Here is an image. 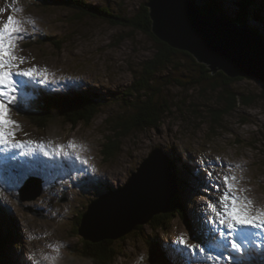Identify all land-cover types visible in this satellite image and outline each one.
I'll use <instances>...</instances> for the list:
<instances>
[{
    "label": "rangeland",
    "instance_id": "obj_1",
    "mask_svg": "<svg viewBox=\"0 0 264 264\" xmlns=\"http://www.w3.org/2000/svg\"><path fill=\"white\" fill-rule=\"evenodd\" d=\"M144 1L147 0H85L88 4L109 7L111 12L127 16L134 15ZM0 8L5 9L2 19L6 20L7 9L20 8L22 12L16 14L18 17L35 20V29L24 24L28 35L19 42L20 47L15 52L26 58L21 68L35 66L48 70L47 82L38 84L50 92L121 94L134 81L142 63L154 53L153 41L137 30L110 26L105 21L87 17L75 19L66 10L41 6L32 0H18L15 4L12 0H0ZM41 35L63 42L60 50L51 44H26L40 40ZM214 83L189 90L175 85L160 86L171 105L179 109L175 108L171 116L165 117L157 129H144L123 138L120 151L108 162L102 154L103 139L108 135L106 119L119 110L115 102L104 106L88 126L72 128L58 121L46 131L32 126L22 116L23 110L21 113L13 110L11 118L21 125L17 139L44 142L50 144L51 150L62 145L69 152L73 150L68 149L67 144L73 142L80 160L75 159V152L72 158L45 157L37 152L35 156L20 155L14 162L5 163V156L12 155L15 150L0 151V221H13L19 238L18 248L8 251L7 261L11 260L13 264H36L37 261L39 264H90L81 254L84 246L81 237L72 233L78 214L84 213L90 201L99 195L124 186L131 173L136 172L140 163L155 149L163 155L175 153V158L173 155L169 158L175 181L184 182L186 186H179L186 191V219H175L171 230L166 232L152 233L145 223L141 225L143 237L133 230L123 249L125 257L119 259L118 264H151L144 240L150 233L168 247L177 248L181 236L193 243L189 231L200 224L199 216L204 225H208L205 216L209 213L205 210L211 211L209 203L219 201L222 193L213 185H222L224 175L236 177L233 182L236 195L253 201V209L264 210V96L260 94L259 83L238 80L230 85L232 91L252 98L253 102L248 107L237 106L233 113L222 118L221 128L212 132L207 128L211 120L207 110L224 106V102H218L220 91L212 90ZM24 93L27 100L35 98ZM38 101L36 96L25 105L26 109ZM193 108H197L196 115L201 116H190L189 110ZM35 168L39 170L33 172ZM209 171L213 173L212 179L208 177ZM31 176L42 179L41 195L34 201L20 202L18 190ZM96 186L109 189L101 191ZM58 245L64 247L55 251ZM175 254L173 251L172 255ZM192 255L199 258L198 253ZM184 259L179 257L178 263L183 264Z\"/></svg>",
    "mask_w": 264,
    "mask_h": 264
},
{
    "label": "trees",
    "instance_id": "obj_2",
    "mask_svg": "<svg viewBox=\"0 0 264 264\" xmlns=\"http://www.w3.org/2000/svg\"><path fill=\"white\" fill-rule=\"evenodd\" d=\"M32 1L41 6L66 10L72 13L75 19L87 17L93 20L105 21L110 26L137 30L154 43L152 57L142 63L138 69V75L134 72L136 75L134 76V81L123 93L113 92L108 93V96L88 91L82 93L71 91L67 94H49L44 92L45 95L39 96V101L33 104L30 110L21 113L39 131H46L52 123H57L58 121H61L63 125L75 128L79 125H90L104 106L115 102L118 104L119 110L106 119L105 123L108 135L103 139L102 154L106 162L114 158L120 151V142L123 138L128 137L132 133L141 132L144 129H157L165 117L171 116L175 108L179 109V107L171 105L168 95H164L160 86L175 85L176 87L189 90L215 81L214 84H211L212 90L220 91L218 102H224V106L207 110L208 116L211 118L210 122L207 123V128L212 132L219 127L221 128L222 118L233 113L237 106L248 107L253 102L252 98L239 95L229 88L232 83L236 82L235 80L229 79L221 73L212 76L208 73L205 66L196 63L186 52L172 49L156 39L151 32V20L148 9L144 6L146 1L139 5V8L132 16L113 13L109 7L100 8L99 6L88 4L85 0ZM205 1L228 20L237 24L247 25L264 38V0H237L235 3L231 0ZM41 36L40 40L27 44L31 46L51 44L59 50L63 45V42L55 41V38L51 36ZM219 84L222 86L220 87ZM250 96L254 97L251 94ZM189 111L190 116H201V114L196 115L198 113L197 108ZM129 112L132 113L128 115L127 113ZM166 155L171 159L172 155L175 158V153ZM181 167L186 172H189L183 166ZM176 185L178 193L171 201L170 211L166 214L154 216L147 223L152 233L156 231L166 232L173 226L172 222L175 219H186L185 206L187 200L185 198L186 191L183 188L186 186L184 182L179 184L178 181ZM180 185H183V187L180 188ZM97 188L101 191L109 189V187L105 186ZM82 214L79 213L76 218L72 231L73 235H78L77 229ZM13 224V221L9 223L5 220L0 221L1 264H13L11 260L7 261V254L8 251L11 252L18 248L19 238L15 233V225ZM134 230L140 236H144L141 226H137ZM152 233L144 239L149 250L148 258L151 264H174L166 252L167 249L164 247L163 241H159ZM80 240L84 245L81 254L90 264H118V260L125 257V243L130 240V237L126 235L116 241L107 240L98 243L84 241L82 238ZM259 259L260 257L256 260L251 259L248 264H253V261H258Z\"/></svg>",
    "mask_w": 264,
    "mask_h": 264
},
{
    "label": "water",
    "instance_id": "obj_3",
    "mask_svg": "<svg viewBox=\"0 0 264 264\" xmlns=\"http://www.w3.org/2000/svg\"><path fill=\"white\" fill-rule=\"evenodd\" d=\"M153 36L172 49L184 51L196 63L238 81L257 85L264 96V39L247 25L218 13L205 0H147ZM155 149L132 172L124 186L90 201L81 216L78 235L91 243L116 241L137 226L170 211L178 193L175 174ZM42 181L29 178L18 190L20 202L36 200Z\"/></svg>",
    "mask_w": 264,
    "mask_h": 264
},
{
    "label": "snow or ice",
    "instance_id": "obj_4",
    "mask_svg": "<svg viewBox=\"0 0 264 264\" xmlns=\"http://www.w3.org/2000/svg\"><path fill=\"white\" fill-rule=\"evenodd\" d=\"M17 2L18 0H12L13 4ZM4 11L5 9L0 8V17ZM7 11L9 14L6 20L0 18V151L8 153L21 150L20 155L35 156L39 152L45 157L72 158L77 147L73 142L67 144V148L72 149V152L65 151L62 145H56L49 151L50 144L16 138L21 125L11 118V112L23 110L24 90L33 83L47 82L48 70L35 66L26 69L20 67L25 63L26 58L16 55L15 50L20 47L19 42L28 35L24 24H30L35 29L36 22L31 18L18 17L16 14L22 12L20 8H9ZM16 158L15 154L6 155L5 162ZM75 159L80 160L78 152H75ZM35 163L43 162L35 161ZM82 163L86 164L87 161ZM236 168H240V165H236ZM208 177L213 178L211 171L208 172ZM235 181V176L224 175L222 185H213L222 194L218 202L213 201L208 205L214 213V218H207L210 225L206 228L208 235L196 241L194 234L191 237L193 243H188L184 236L179 238L176 251L185 257L183 264H208V261L218 258L225 259L226 264H248L245 256L251 253L247 249L260 246L257 245L256 238H264V210L253 209V201L246 196L236 195L233 190ZM200 235L204 236V228L200 229ZM60 247L64 246L58 245L54 250L59 251ZM195 253L199 254V258L192 255ZM52 259L54 260L55 257ZM140 259L142 261L143 257ZM36 264L39 262L37 261ZM253 264H264V251H261L260 259L253 261Z\"/></svg>",
    "mask_w": 264,
    "mask_h": 264
},
{
    "label": "bare ground",
    "instance_id": "obj_5",
    "mask_svg": "<svg viewBox=\"0 0 264 264\" xmlns=\"http://www.w3.org/2000/svg\"><path fill=\"white\" fill-rule=\"evenodd\" d=\"M223 15V14H222ZM37 89L40 91V90H44L42 87H38L37 86ZM54 93V92H53ZM38 97V99H39V96H37ZM19 150H15L14 151V153L15 154H17V152H18ZM49 151H51V149H49ZM68 151V150H67ZM164 156H166V158L168 159V161H169V163H170V165H171V169L173 170V172H174V168H173V166H172V163H171V160H170V158H169V156H167V155H164ZM16 157H17V155H16ZM53 157V156H52ZM55 157V156H54ZM42 159H44V157H42ZM15 161V160H14ZM13 161V162H14ZM169 163H167V161H166V164H167V167L168 168H170V166H169ZM78 169V168H77ZM84 174V173H83ZM91 177V176H90ZM68 178H69V176H68ZM110 179V178H109ZM187 204H188V201H187ZM186 216V215H185ZM205 218H206V216H205ZM203 220L201 219V216H199V225H201V223H203L202 222ZM206 228L207 227H204V234L207 236L208 235V233H207V230H206ZM258 250V251H257ZM256 251H253L251 248H249V249H247V251H249V252H256V259H258L259 257H260V253H261V251H264V247H260L259 249H257ZM176 253H177V255L175 254L174 256L173 255H169L170 257H171V261L174 263V264H179L178 263V258L179 257H181V258H183V256H181L177 251H176ZM168 255V254H167ZM255 259V260H256ZM18 260H19V257H18ZM224 259H222V258H218V259H215V260H212V262L214 263V264H219V263H222V261H223ZM18 264V263H17Z\"/></svg>",
    "mask_w": 264,
    "mask_h": 264
}]
</instances>
